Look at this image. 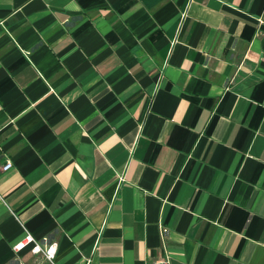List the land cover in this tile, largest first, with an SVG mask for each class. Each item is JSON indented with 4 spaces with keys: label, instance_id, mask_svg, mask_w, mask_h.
<instances>
[{
    "label": "crops",
    "instance_id": "1",
    "mask_svg": "<svg viewBox=\"0 0 264 264\" xmlns=\"http://www.w3.org/2000/svg\"><path fill=\"white\" fill-rule=\"evenodd\" d=\"M163 247L264 264V0H0V264Z\"/></svg>",
    "mask_w": 264,
    "mask_h": 264
},
{
    "label": "built area",
    "instance_id": "2",
    "mask_svg": "<svg viewBox=\"0 0 264 264\" xmlns=\"http://www.w3.org/2000/svg\"><path fill=\"white\" fill-rule=\"evenodd\" d=\"M261 22V21H259ZM12 168V162L10 160H6L4 164L1 166L2 171H8ZM123 177L121 175L118 176V180H122ZM27 244H33V247L31 248V251L34 253H41L45 259L52 261L55 256L56 252V243H51L46 246H42L40 243H38L33 235L26 232L25 236L22 240L16 242L13 245V249L15 251H18L25 247ZM143 264H171V255L170 253L163 247L162 254L160 257L157 258H150L146 259Z\"/></svg>",
    "mask_w": 264,
    "mask_h": 264
}]
</instances>
